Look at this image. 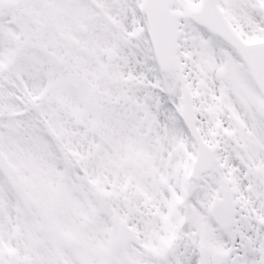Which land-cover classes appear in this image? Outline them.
Here are the masks:
<instances>
[{"label":"snow or ice","instance_id":"6c2138e0","mask_svg":"<svg viewBox=\"0 0 264 264\" xmlns=\"http://www.w3.org/2000/svg\"><path fill=\"white\" fill-rule=\"evenodd\" d=\"M0 264H264V0H0Z\"/></svg>","mask_w":264,"mask_h":264}]
</instances>
